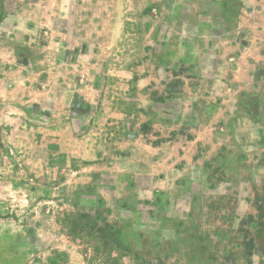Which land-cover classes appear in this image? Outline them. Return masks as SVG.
Returning <instances> with one entry per match:
<instances>
[{"label": "crops", "instance_id": "crops-1", "mask_svg": "<svg viewBox=\"0 0 264 264\" xmlns=\"http://www.w3.org/2000/svg\"><path fill=\"white\" fill-rule=\"evenodd\" d=\"M128 2L21 0L17 21L27 54L45 52L55 59L18 61L21 75L4 101L13 108L9 117L16 119L25 106L38 108L51 122L48 134L69 135L74 146L91 150L94 169L79 171L77 180L99 184L98 173L121 171L119 184L116 179L101 191L110 196L108 220L122 229L125 177L136 176L147 195L176 198L186 193L187 183L202 182L201 170L212 156L264 167V0H151L146 12H136L142 23L130 21ZM133 35L136 49L123 50L132 57L135 52V60L123 66L133 71L138 108L123 103L119 110L94 111L107 62L121 49L117 44L123 39L127 47ZM157 89L162 98L155 97ZM78 103L86 110H76ZM149 118L151 134L141 129ZM149 135L162 139L153 142ZM107 148L115 151L114 159L104 158ZM237 204L241 212H252L248 195H239Z\"/></svg>", "mask_w": 264, "mask_h": 264}, {"label": "rangeland", "instance_id": "rangeland-1", "mask_svg": "<svg viewBox=\"0 0 264 264\" xmlns=\"http://www.w3.org/2000/svg\"><path fill=\"white\" fill-rule=\"evenodd\" d=\"M150 1L129 0L130 21L142 23L136 12H146ZM20 3L0 0V264H111L115 259L119 264H264V167L235 166L230 155L229 160L216 156L205 160L202 182L187 183L186 193L176 198L147 195V189L134 181L136 176L123 178L129 183L123 190V229L119 222H111L119 230V249L112 250L113 245L105 244L107 238L98 232L71 234V214L87 212L94 219H108L110 196L101 190L117 184L116 179L119 184L123 174L98 173L99 184L77 180L82 175L79 171L92 167L89 164L95 158L87 154L91 150L74 146L69 135H59L60 139L48 134L47 122H51L38 108L25 106L16 119L9 117L13 108L4 101L12 95L15 75H21L17 62L27 57L55 59L45 52L27 54L17 21ZM116 8L119 13L121 4ZM131 37L127 47L123 39L117 44L121 49L107 62L101 101L94 103V111L119 110L123 103L134 112L138 108L141 96L134 88L133 71L123 66L135 60V52L132 57L127 56L129 50L124 51L129 46L136 49L135 36ZM153 93L157 98L164 96L158 89ZM165 105L160 108L166 113ZM77 109L86 107L78 103ZM152 122L149 118L143 123L144 133L151 134ZM103 154L111 160L115 151L107 148ZM239 195H248L252 212H241Z\"/></svg>", "mask_w": 264, "mask_h": 264}, {"label": "trees", "instance_id": "trees-1", "mask_svg": "<svg viewBox=\"0 0 264 264\" xmlns=\"http://www.w3.org/2000/svg\"><path fill=\"white\" fill-rule=\"evenodd\" d=\"M71 234H75L79 231H87V232H98L102 234V237L107 238L105 244L113 245L112 250L119 249L121 247L119 242V230L117 227L108 221L107 217L102 218H93L90 213L81 212L78 214H71ZM102 223V226L98 225L97 220ZM111 264H119V260L115 259V261Z\"/></svg>", "mask_w": 264, "mask_h": 264}]
</instances>
